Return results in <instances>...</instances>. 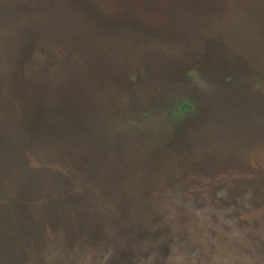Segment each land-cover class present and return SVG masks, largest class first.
Listing matches in <instances>:
<instances>
[{
    "label": "rangeland",
    "instance_id": "obj_1",
    "mask_svg": "<svg viewBox=\"0 0 264 264\" xmlns=\"http://www.w3.org/2000/svg\"><path fill=\"white\" fill-rule=\"evenodd\" d=\"M200 262L264 264V0H0V264Z\"/></svg>",
    "mask_w": 264,
    "mask_h": 264
},
{
    "label": "trees",
    "instance_id": "obj_2",
    "mask_svg": "<svg viewBox=\"0 0 264 264\" xmlns=\"http://www.w3.org/2000/svg\"><path fill=\"white\" fill-rule=\"evenodd\" d=\"M193 110H194V106L191 103H189L188 101H186V100H182L180 103L177 102L172 107L173 115L175 117H179V118L188 116L189 114H191V112ZM40 114H41L42 117H43V115L46 116L45 112H43V113L41 112Z\"/></svg>",
    "mask_w": 264,
    "mask_h": 264
},
{
    "label": "bare ground",
    "instance_id": "obj_3",
    "mask_svg": "<svg viewBox=\"0 0 264 264\" xmlns=\"http://www.w3.org/2000/svg\"><path fill=\"white\" fill-rule=\"evenodd\" d=\"M157 223H159V222H157ZM207 229H208V228H207ZM158 230H159V229H158ZM209 230H210V228H209ZM205 231H206V230H205ZM210 231H211V230H210ZM206 232H208V230H207ZM209 233H211V232H209ZM209 233H208V234H209ZM206 234H207V233H206ZM208 234H207V235H208ZM207 237H208V236H207ZM210 237H211V235H210ZM190 239H191V238H190ZM205 239H206V237H205ZM188 240H189V239H188ZM210 240H212V239L210 238ZM189 242L192 243L193 241L191 242V240H190ZM189 242L187 241V244H188ZM195 242H196V241H195ZM195 242H193V244H195ZM212 242H213V241H212ZM197 243L199 244V242H196V244H197ZM216 243H217V242H216ZM193 244H192V245H193ZM205 244H206V243H205ZM205 244H204V245H205ZM190 246H191V244H190ZM195 246H196V245H195ZM202 246H203V244H202ZM206 246H207V245H206ZM206 246H205V247H206ZM208 246H209V245H208ZM208 246H207V248L210 249V247H208ZM217 246H219V245H217ZM200 248H201V247H200ZM207 248H206V249H207ZM203 249H204V248H203ZM211 249H213V248H211ZM211 249H210V250H211ZM198 251H199V250H198ZM204 251L207 252V250H204ZM204 251H203V252H204ZM213 251H214V250H213ZM199 252H202V251H199ZM206 252H205V254H208V252H207V253H206ZM221 253H222V252H221ZM200 254H201V253H200ZM205 254H204L203 256H205ZM201 255H202V254H201ZM220 255H221V254H220ZM195 256H196V255H195ZM195 256H194V257H195ZM208 256H209V255H208ZM201 257H202V256H201ZM201 257H199V258H201ZM199 258H198V259H199ZM191 260H192V259H191ZM195 260H197V257H196ZM202 261H203V260H202ZM190 262H191V261H190ZM192 262H193V261H192ZM196 262H197V261H196ZM193 263H194V262H193ZM200 263L202 264V262H200ZM191 264H192V263H191ZM195 264H196V263H195ZM197 264H198V263H197Z\"/></svg>",
    "mask_w": 264,
    "mask_h": 264
}]
</instances>
